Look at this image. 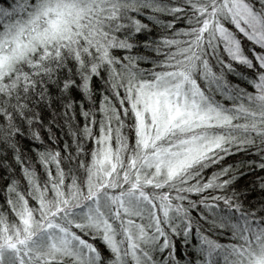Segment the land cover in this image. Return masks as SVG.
I'll list each match as a JSON object with an SVG mask.
<instances>
[{"label":"snow or ice","instance_id":"obj_1","mask_svg":"<svg viewBox=\"0 0 264 264\" xmlns=\"http://www.w3.org/2000/svg\"><path fill=\"white\" fill-rule=\"evenodd\" d=\"M0 264H264V0H0Z\"/></svg>","mask_w":264,"mask_h":264}]
</instances>
